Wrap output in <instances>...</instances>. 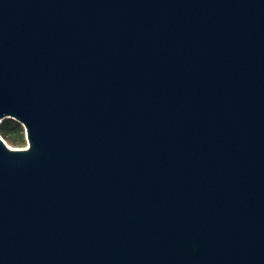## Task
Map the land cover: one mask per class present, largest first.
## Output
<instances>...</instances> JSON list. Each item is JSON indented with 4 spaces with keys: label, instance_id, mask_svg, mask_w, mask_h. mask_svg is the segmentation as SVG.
<instances>
[{
    "label": "water",
    "instance_id": "1",
    "mask_svg": "<svg viewBox=\"0 0 264 264\" xmlns=\"http://www.w3.org/2000/svg\"><path fill=\"white\" fill-rule=\"evenodd\" d=\"M0 264H264V0H0Z\"/></svg>",
    "mask_w": 264,
    "mask_h": 264
},
{
    "label": "rangeland",
    "instance_id": "2",
    "mask_svg": "<svg viewBox=\"0 0 264 264\" xmlns=\"http://www.w3.org/2000/svg\"><path fill=\"white\" fill-rule=\"evenodd\" d=\"M5 118H12V117H5ZM12 119L15 120L14 118ZM17 122L19 123V126L15 128L9 127L5 131V135L2 136V134H0V136L11 148H25L28 146V140L25 135V127L21 122L19 121Z\"/></svg>",
    "mask_w": 264,
    "mask_h": 264
},
{
    "label": "trees",
    "instance_id": "3",
    "mask_svg": "<svg viewBox=\"0 0 264 264\" xmlns=\"http://www.w3.org/2000/svg\"><path fill=\"white\" fill-rule=\"evenodd\" d=\"M19 126V123L16 120H13L12 118H4L0 121V134L5 135V131L11 127L15 128Z\"/></svg>",
    "mask_w": 264,
    "mask_h": 264
}]
</instances>
